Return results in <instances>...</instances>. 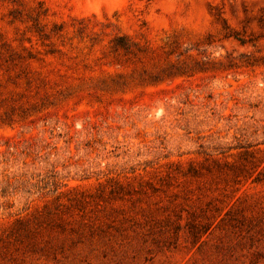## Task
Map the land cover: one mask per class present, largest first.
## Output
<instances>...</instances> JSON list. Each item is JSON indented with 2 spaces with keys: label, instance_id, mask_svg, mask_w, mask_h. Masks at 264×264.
Masks as SVG:
<instances>
[{
  "label": "rangeland",
  "instance_id": "rangeland-1",
  "mask_svg": "<svg viewBox=\"0 0 264 264\" xmlns=\"http://www.w3.org/2000/svg\"><path fill=\"white\" fill-rule=\"evenodd\" d=\"M0 264H264V0H0Z\"/></svg>",
  "mask_w": 264,
  "mask_h": 264
}]
</instances>
